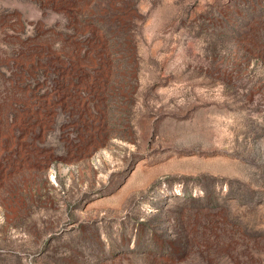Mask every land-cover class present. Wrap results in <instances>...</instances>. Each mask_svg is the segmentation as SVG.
<instances>
[{
    "label": "rangeland",
    "instance_id": "rangeland-1",
    "mask_svg": "<svg viewBox=\"0 0 264 264\" xmlns=\"http://www.w3.org/2000/svg\"><path fill=\"white\" fill-rule=\"evenodd\" d=\"M0 264H264V0H0Z\"/></svg>",
    "mask_w": 264,
    "mask_h": 264
}]
</instances>
